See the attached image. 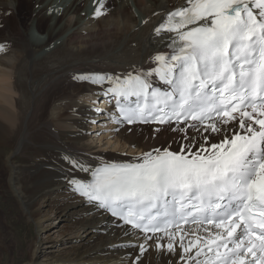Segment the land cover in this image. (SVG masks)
Masks as SVG:
<instances>
[{"label":"snow or ice","instance_id":"snow-or-ice-1","mask_svg":"<svg viewBox=\"0 0 264 264\" xmlns=\"http://www.w3.org/2000/svg\"><path fill=\"white\" fill-rule=\"evenodd\" d=\"M154 31L171 49L152 58L155 68L78 79L111 85L103 95L115 99L113 123H154L156 134L180 133L185 143L95 168L66 155L90 174L70 190L130 226L126 235L144 233L141 255L155 239L161 254L178 245L185 264H264V0H186ZM154 76L170 90L154 88ZM213 135L223 138L211 143Z\"/></svg>","mask_w":264,"mask_h":264},{"label":"bare ground","instance_id":"bare-ground-1","mask_svg":"<svg viewBox=\"0 0 264 264\" xmlns=\"http://www.w3.org/2000/svg\"><path fill=\"white\" fill-rule=\"evenodd\" d=\"M113 1L59 0L55 6V0H0V43L4 44L0 51V185L36 226V236L27 248H18L13 239L20 243L19 233L8 231L0 218V264H132L137 256L138 264H185L178 245L176 252L161 254L155 239L147 241L148 250L141 255L138 245L145 242L144 235H126L128 228L70 190V180H87L90 174L73 169L66 155L95 168L135 162L133 158L154 148L178 151L185 143L180 133L156 134L153 130L159 126L112 124L108 113H96L104 107L109 96L103 92L111 85L78 79L93 73L124 77L155 68L152 58L167 54L169 40L157 36L154 29L167 13L186 5V0H132L137 16L129 0ZM88 3L92 5L89 12L85 10ZM100 3L105 14L95 17ZM28 4L30 9L22 15V7ZM32 30L41 36L37 41L29 37ZM7 77L12 80L10 87ZM100 95L104 96L101 105L92 114ZM90 122L104 126L99 133L107 132L106 143L114 140L110 151L90 141ZM188 134L196 132L189 129ZM222 138L213 135L210 142L219 143ZM52 215L67 222L70 232L57 254L45 253V239L40 238L46 230L42 223ZM80 230L84 237H78ZM9 234L13 239L6 238ZM197 234L207 236L203 231ZM189 238L194 237H186L185 244ZM12 250L17 262L8 261ZM19 257L25 262L20 263Z\"/></svg>","mask_w":264,"mask_h":264},{"label":"rangeland","instance_id":"rangeland-1","mask_svg":"<svg viewBox=\"0 0 264 264\" xmlns=\"http://www.w3.org/2000/svg\"><path fill=\"white\" fill-rule=\"evenodd\" d=\"M58 1L59 0H55V3H54L55 6H57L56 3ZM113 2L110 1V7H113ZM129 2L131 4L132 10L134 11L135 15L138 16L137 11L132 6V0H129ZM29 9H30L29 4L26 6H23L21 9L22 11L20 13H22V15H23L26 12H28ZM85 10L87 12L91 11L92 5L90 3H88ZM84 12H82L81 15H83ZM44 23H46V22H44ZM29 37L32 41H37V38L38 37L40 38L41 36L39 34H37L35 32V30H32L30 32ZM1 77L2 76L0 74V78ZM6 81H7L8 86L10 87L11 86L10 82L12 80L7 77ZM102 98H103V96H101V95L98 96V98L95 100L96 102H94V104L92 105V111L97 109V107L99 108V106L101 105V101H102L100 99H102ZM88 105H90V104H88ZM107 123H108V121L105 122V125ZM90 124H91L90 128H88V131H92V132H89L90 139H91L90 141H92L96 145V147L101 146L100 147L101 149H105V151H110V149H111L110 145L112 144V142L114 140L111 139L109 141V142H111V144L106 143V142H108L107 132L99 133V129H101V128L103 129L104 126L100 127L99 123H96V122H93V123L90 122ZM102 132H103V130H102ZM97 138H99L101 140L99 141V139H97ZM106 138H107V141H106ZM1 174L2 173L0 171V179H1ZM0 218H3L2 225L4 226L6 224L8 231L14 232L16 230L19 233L18 238H19L21 244L17 240L12 238V234L6 235V238L11 237L14 241H16L17 242L16 246L18 248H20V247L21 248H25V247L27 248V246L32 241L31 239L36 236L35 230H34L36 228V226L32 222H28V220L25 219L24 214L22 213V210H20L19 207L17 206L16 201L14 200L12 194L9 192V190L7 188H5L4 186H1V185H0ZM14 223L16 225H14ZM67 225H68L67 222L56 219V217H54L53 215L51 216V218L49 220H47L46 222H43L42 227H44L46 230L44 231L45 235L41 236L40 238L45 239V240H43V243H46V244L42 247L44 249H42V248H40V249H42L45 253L46 252L48 253L51 251V253H54V254H57L59 252V250L62 251L63 250L62 248L64 246H62L60 242H63V241L65 242L66 240L70 239V232L66 228ZM47 236H49V237H47ZM79 236L84 237V234L81 230H80V233H78V237ZM47 238H50V242L48 241L50 244L46 241ZM94 240H97V239H94ZM56 241H58V242H56ZM55 244H57V245H55ZM11 245H13V242H11ZM8 253H10V254H8L9 255L8 261L11 260V261L17 262V257L14 253V250L9 251ZM18 260L20 261V263L25 262V259H23L22 257H19ZM114 262H117V261H114ZM114 262H111V263L109 262L108 264H113Z\"/></svg>","mask_w":264,"mask_h":264}]
</instances>
